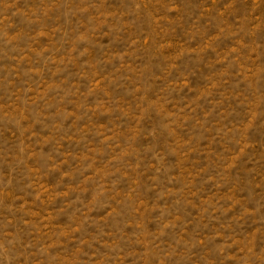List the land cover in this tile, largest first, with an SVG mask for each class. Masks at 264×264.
I'll use <instances>...</instances> for the list:
<instances>
[{"label": "rangeland", "instance_id": "rangeland-1", "mask_svg": "<svg viewBox=\"0 0 264 264\" xmlns=\"http://www.w3.org/2000/svg\"><path fill=\"white\" fill-rule=\"evenodd\" d=\"M0 264H264V0H0Z\"/></svg>", "mask_w": 264, "mask_h": 264}]
</instances>
